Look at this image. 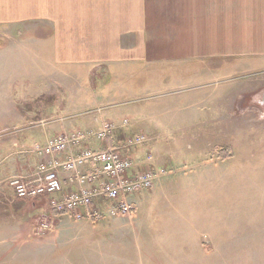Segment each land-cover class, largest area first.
Returning a JSON list of instances; mask_svg holds the SVG:
<instances>
[{
	"label": "crops",
	"instance_id": "obj_1",
	"mask_svg": "<svg viewBox=\"0 0 264 264\" xmlns=\"http://www.w3.org/2000/svg\"><path fill=\"white\" fill-rule=\"evenodd\" d=\"M31 17L40 18V36L28 34L12 40L6 35L11 32V23ZM1 18L10 27L0 25V39L5 35L0 45V95L12 88L14 94L10 95L18 100L16 105L23 98L25 105L31 104L26 111L16 107L1 111L22 121L17 127L26 130L22 136L1 141L18 148L10 167L15 171L33 169L41 161L22 153L23 147L44 143L67 131L60 121L66 108L72 110L81 103L84 109L92 110L113 97L125 96L120 89L105 91V81H113L114 75L126 76L129 84L124 91L131 94L143 91L145 82L161 79L162 75L163 82L173 76L179 78L177 69L188 67L182 79L185 82L192 77L196 64L199 74L212 71L220 61L229 66L264 68V0H43L41 13H0ZM29 30L31 33L32 28ZM40 82L42 88L37 86ZM67 83H77L72 94L65 93L70 88ZM17 86L21 93L16 95ZM36 89L42 101L34 110ZM80 89L82 92L74 95ZM53 96L59 99L52 101ZM262 99L264 102V95ZM104 115L98 113L92 124L68 130L97 127L100 120L114 121ZM48 118L51 120L46 121ZM42 121L44 124L39 125ZM155 128L166 127L155 124ZM159 132L152 130L155 136L165 135ZM104 145L108 141L86 140L74 152ZM67 155L63 153L61 158ZM209 175H214L213 170ZM160 185L157 181L153 188ZM148 194V190L136 194L135 203L141 196L144 201L148 199ZM15 199L6 207L0 206L5 211L0 215L15 221L13 244L7 247L11 259L4 264H27L32 258L29 252L15 256L10 248L29 246L25 244L29 241L26 232L31 231L32 222L15 215L37 208L51 209L45 198L15 195ZM192 206L187 207L189 212L183 218H123V223L116 224L124 233L120 235L122 240L112 237L103 264H264V217H241L239 206L219 202L200 203V216L194 217ZM89 263L81 256L79 262H73Z\"/></svg>",
	"mask_w": 264,
	"mask_h": 264
},
{
	"label": "rangeland",
	"instance_id": "obj_2",
	"mask_svg": "<svg viewBox=\"0 0 264 264\" xmlns=\"http://www.w3.org/2000/svg\"><path fill=\"white\" fill-rule=\"evenodd\" d=\"M42 4L43 0H0V13H41ZM40 24L39 17L11 23V27L0 19L1 26L10 27L11 32L6 35H10L12 40L24 39L28 34L40 36ZM4 36H1L0 45L4 42ZM239 67L220 61L208 74H199L200 66L196 64L192 66V77L185 82L182 79L189 71L188 67L178 68L179 78L173 76L170 81L163 82L162 75L161 79L145 82L143 91L131 94H125L124 88L129 84L125 82L126 76L114 75L113 81H105V91L120 89L125 96L113 97L112 101L106 100L92 110L84 109L86 107L81 103L75 104L73 111L65 109L60 121L69 131L72 127L92 124L93 116L98 113L105 114V118L113 119L117 124L110 135L115 140V145L124 143L127 137L135 133L148 135L149 143L127 150L126 153L143 157L146 152L151 151L156 164L167 167L169 172L158 180L161 182L158 188L148 190V199L145 198L144 201L141 196L138 203L136 200L137 212L132 218H183L187 216V207L191 203L194 207L193 216H200L198 207L202 202L237 205L241 208V217H264V68L254 69L256 65ZM39 84L42 88L43 83L40 82L37 86ZM67 85L70 88L65 93L72 94L77 83ZM15 91L16 95L18 92L20 94V86ZM38 92L39 89L34 90V110L42 101ZM80 92L82 89L74 95ZM10 94H14L12 88L0 95V128H10L0 130V206L4 207L15 199L11 180L16 175L35 171L37 167L36 165L35 168L24 171L10 168L18 148L3 145L1 141L22 136L26 130L17 127L22 125V121L6 116L1 111L6 108L10 110L11 107L26 111L31 105L27 102L25 105V98L16 105L18 100ZM53 97L52 101L57 98ZM67 100L65 98V103ZM126 117L130 120L129 125L123 123ZM42 124L43 121L39 125ZM155 124L166 128L157 130ZM32 125L38 126V123L33 122ZM152 130L165 135L155 136ZM109 138L101 142L106 143ZM37 143L39 142L29 148L23 147L22 153L39 157L34 151ZM227 151L232 155L230 158H227ZM212 170L214 175L210 177ZM216 170H219V174ZM0 211L5 212L1 208ZM15 217L32 222L31 231L26 232L29 241L25 244L29 246L22 249L18 245L17 249L10 248L15 256L23 251L29 252L32 258L27 264H73L80 261V256L82 260H88L89 264H103L105 250L110 249L109 241L112 237L120 240V235L124 234L116 224L123 223L125 217H105L98 222H90L67 214L55 215L43 208L26 212L25 215L17 214ZM0 218V224H4L0 240L7 239L0 241V255L3 254L0 264H4L11 259L7 247L13 244L10 241L14 237L15 228L12 224L15 221L5 219L7 217ZM42 223L49 225L45 235L38 234ZM21 229L16 232L20 233Z\"/></svg>",
	"mask_w": 264,
	"mask_h": 264
},
{
	"label": "built area",
	"instance_id": "obj_3",
	"mask_svg": "<svg viewBox=\"0 0 264 264\" xmlns=\"http://www.w3.org/2000/svg\"><path fill=\"white\" fill-rule=\"evenodd\" d=\"M128 125L129 120H123ZM112 120H100L99 126L74 129L37 143L35 153L41 158L36 170L16 175L11 180L18 198H45L49 208L57 213L97 222L105 217L132 218L136 210L134 196L150 190L168 174L156 164L151 151L142 157L129 155L127 150L149 143L145 133H135L115 146L74 148L83 141L106 140L116 129ZM68 153L66 158H61ZM49 225L40 224L39 235H45ZM35 229V228H34Z\"/></svg>",
	"mask_w": 264,
	"mask_h": 264
},
{
	"label": "trees",
	"instance_id": "obj_4",
	"mask_svg": "<svg viewBox=\"0 0 264 264\" xmlns=\"http://www.w3.org/2000/svg\"><path fill=\"white\" fill-rule=\"evenodd\" d=\"M110 137V136H109ZM108 137V138H109ZM108 146H114L115 144H116V142H115V140H113V138H109L108 140ZM226 151V150H225ZM226 155L228 156L227 158H230L232 155H231V153L230 152H226ZM51 211H53V210H51ZM53 213L55 214V215H60V214H63V213H57V212H55V211H53Z\"/></svg>",
	"mask_w": 264,
	"mask_h": 264
}]
</instances>
